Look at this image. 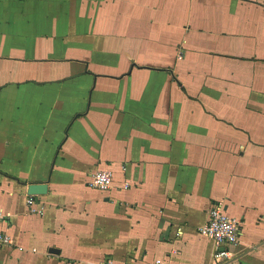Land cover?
Here are the masks:
<instances>
[{
    "label": "crops",
    "instance_id": "0c3cea01",
    "mask_svg": "<svg viewBox=\"0 0 264 264\" xmlns=\"http://www.w3.org/2000/svg\"><path fill=\"white\" fill-rule=\"evenodd\" d=\"M0 210V264H264V0H0Z\"/></svg>",
    "mask_w": 264,
    "mask_h": 264
},
{
    "label": "built area",
    "instance_id": "2783aa9c",
    "mask_svg": "<svg viewBox=\"0 0 264 264\" xmlns=\"http://www.w3.org/2000/svg\"><path fill=\"white\" fill-rule=\"evenodd\" d=\"M113 175L112 172L105 169L94 173L88 181V186L92 189L99 190L101 192H108L112 189ZM29 209L33 213H42V209H35L33 196L30 195L27 200ZM207 223L199 229V232L212 239L216 246L217 252L215 255L216 260H227L234 249L240 243L242 235L243 223L240 220L232 218L227 212V207L224 202H215L209 209ZM8 217L0 210V248L12 244L11 236H9L2 225L8 224ZM106 264H113L108 261ZM147 264H170L169 262L156 259Z\"/></svg>",
    "mask_w": 264,
    "mask_h": 264
},
{
    "label": "water",
    "instance_id": "95a60500",
    "mask_svg": "<svg viewBox=\"0 0 264 264\" xmlns=\"http://www.w3.org/2000/svg\"><path fill=\"white\" fill-rule=\"evenodd\" d=\"M47 192H48V185L46 183H36V184H30L28 186L29 195H44ZM50 252L53 254H59L60 250L51 249Z\"/></svg>",
    "mask_w": 264,
    "mask_h": 264
}]
</instances>
